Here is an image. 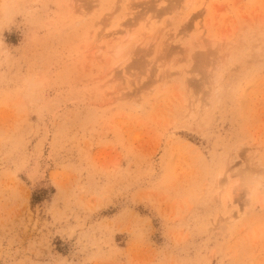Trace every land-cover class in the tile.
I'll use <instances>...</instances> for the list:
<instances>
[{
  "label": "rangeland",
  "instance_id": "374dc122",
  "mask_svg": "<svg viewBox=\"0 0 264 264\" xmlns=\"http://www.w3.org/2000/svg\"><path fill=\"white\" fill-rule=\"evenodd\" d=\"M0 264H264V0H0Z\"/></svg>",
  "mask_w": 264,
  "mask_h": 264
}]
</instances>
